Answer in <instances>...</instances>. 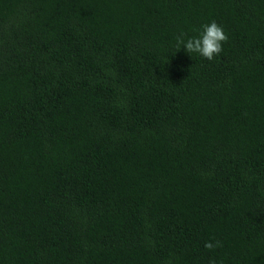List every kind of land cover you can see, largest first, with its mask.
Wrapping results in <instances>:
<instances>
[{"label":"trees","instance_id":"16d2710c","mask_svg":"<svg viewBox=\"0 0 264 264\" xmlns=\"http://www.w3.org/2000/svg\"><path fill=\"white\" fill-rule=\"evenodd\" d=\"M211 261L264 264V0H0V264Z\"/></svg>","mask_w":264,"mask_h":264},{"label":"clouds","instance_id":"9594fccd","mask_svg":"<svg viewBox=\"0 0 264 264\" xmlns=\"http://www.w3.org/2000/svg\"><path fill=\"white\" fill-rule=\"evenodd\" d=\"M184 36L185 34L181 33L176 37V50L183 46L187 53L199 54L209 61H212L214 57L223 51L222 45L228 40L227 34L215 21L202 25V30L196 37H190L185 40ZM220 246L221 242L219 240L208 241L204 244V247L208 250H213ZM210 264H215V262L211 261Z\"/></svg>","mask_w":264,"mask_h":264}]
</instances>
